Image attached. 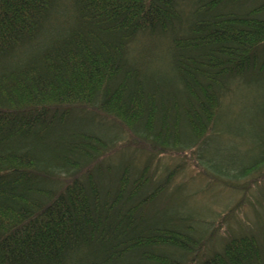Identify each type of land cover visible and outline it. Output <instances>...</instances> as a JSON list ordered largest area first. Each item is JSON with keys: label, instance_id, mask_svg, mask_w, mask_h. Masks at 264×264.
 I'll use <instances>...</instances> for the list:
<instances>
[{"label": "trees", "instance_id": "obj_1", "mask_svg": "<svg viewBox=\"0 0 264 264\" xmlns=\"http://www.w3.org/2000/svg\"><path fill=\"white\" fill-rule=\"evenodd\" d=\"M248 77L264 80V0H0V264H264V229L216 238L170 209L181 166L157 173L160 154L191 155L241 193L232 210L247 200L264 98L228 138L244 162L205 150Z\"/></svg>", "mask_w": 264, "mask_h": 264}, {"label": "rangeland", "instance_id": "obj_2", "mask_svg": "<svg viewBox=\"0 0 264 264\" xmlns=\"http://www.w3.org/2000/svg\"><path fill=\"white\" fill-rule=\"evenodd\" d=\"M193 2L194 0H179V5L186 12L191 8ZM226 9L233 10L236 8L228 6ZM52 35L54 34H49L46 38ZM32 52H36L35 48ZM153 68V66L150 68V72L153 71ZM262 82L264 83V80L260 81L253 77H248L246 80L238 82V86L233 87L229 97L225 99L222 118L219 123L221 136L216 137L205 150L207 156L216 161L221 168L229 169V166L236 167L244 162L242 158L246 150L231 148L228 138H236L230 133L237 128L239 123H244L243 116L248 117L254 114V107L259 105L260 100L264 98V85ZM89 117L92 118L93 123L98 122L95 125L87 123L92 131L109 133V128L106 125L110 122H104L95 115H89ZM84 123L80 120L75 123L74 127L80 128ZM66 127L67 125L64 128ZM126 138L128 137L126 136ZM129 138L132 143L138 142L135 138H132V141L130 135ZM156 159H159L158 174L167 167L171 169L181 166L180 170L176 168V170L178 169L177 174L166 194V196L169 194L167 202L170 204V209L178 212V215L181 213L186 216L185 218H192L197 222L203 221L201 222L202 226L205 225L207 228H213V230L214 227H218L220 224L215 232L216 238L223 237L229 231V228L236 230V228L242 226L244 228L249 225L253 227L254 225L256 228L264 229V181L250 189L247 200L237 210H232L240 201L241 193L230 190L220 182H217L212 176H204L203 165L192 159L191 155L186 156L185 163L180 162V159H177L174 154L168 153L160 154ZM154 163H156L155 160L151 164V169L156 168ZM258 174L240 178L237 180V184L244 185L249 180L256 178ZM254 197L256 204L251 206L250 203L254 201ZM230 210L232 213H230L228 220L223 222L224 217L229 214ZM257 221H261L260 226L257 225ZM209 224H212V226H209Z\"/></svg>", "mask_w": 264, "mask_h": 264}]
</instances>
